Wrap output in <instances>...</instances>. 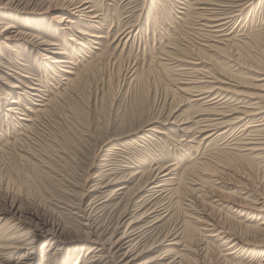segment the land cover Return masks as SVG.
<instances>
[{"label":"rangeland","instance_id":"obj_1","mask_svg":"<svg viewBox=\"0 0 264 264\" xmlns=\"http://www.w3.org/2000/svg\"><path fill=\"white\" fill-rule=\"evenodd\" d=\"M83 1L98 18L67 17L69 0H0V209L16 219L0 226V264H264V0ZM74 25L106 36L85 52ZM12 26L36 36L5 39ZM210 41L226 53L189 52ZM56 50L75 71L89 64L75 83ZM202 86L215 91L195 96ZM38 102L46 111L23 126ZM191 157L219 173L185 171Z\"/></svg>","mask_w":264,"mask_h":264},{"label":"bare ground","instance_id":"obj_2","mask_svg":"<svg viewBox=\"0 0 264 264\" xmlns=\"http://www.w3.org/2000/svg\"><path fill=\"white\" fill-rule=\"evenodd\" d=\"M87 1H83V2H80L81 4H77V2H76V0H69V6H72L71 8H67V14H69V16H67V17H71V16H73V18H80V17H87V19H89V21H91L92 19L91 18H98L99 17V15H96V14H89L88 13V11H86V8L87 7H83V4L84 3H86ZM194 3V2H193ZM197 3V2H196ZM233 6V5H232ZM203 8H205V7H203ZM200 9H202V8H200ZM222 9V8H221ZM233 9V8H232ZM202 11H203V9H202ZM201 11V12H202ZM230 11V10H229ZM203 14V13H202ZM212 14V13H211ZM192 15V14H191ZM226 15V14H225ZM223 16V15H222ZM230 16V15H229ZM214 17V16H213ZM235 17V16H234ZM62 18H64V17H62ZM98 20V19H97ZM216 19H213V18H209V16H208V18H206L205 19V26H207L206 28H208V27H212V28H218V26H220L222 23L220 22V23H218V24H215L214 25V23H213V25H210L211 23H212V21H215ZM229 20V19H228ZM66 21H68V22H71L69 19H67L66 18ZM100 26H102L103 27V23H105V22H102L101 20H98V21H96ZM71 23H73V21L71 22ZM91 24H93V22H90ZM89 24V23H88ZM91 24H89V25H91ZM224 25V24H223ZM93 26H95V25H93ZM185 26V25H184ZM220 27H222V26H220ZM6 28H10V27H5V29ZM11 28H16V26H12ZM197 28V27H196ZM205 28V29H206ZM73 29H75V31L76 30H78L79 31V33H81L83 36H85V37H83V38H85V39H81V40H75V43L77 44V45H79L80 47H82V49L86 52L87 51V49H88V52H89V50H90V43L91 42H93L94 43V41H96V39H99V38H101V37H103L104 35L98 30H95V31H93V30H91V31H88V30H86L85 28H80V27H77V26H73ZM204 29V28H203ZM221 29V28H220ZM191 30V29H190ZM210 30V29H209ZM104 31V30H103ZM102 31V32H103ZM212 31L214 32V31H219V30H211L210 32L212 33ZM223 31V30H222ZM235 31V30H234ZM11 32V34L10 35H7V37H5V39H10V38H13L14 36H20V38H23V39H25L26 37H27V41H28V38L29 37H35L36 35H31V34H29L28 32H23L22 30H19V28L17 27L15 30H12V31H10ZM121 32L122 33H119V36L120 35H122V34H124V31H122V29H121ZM210 32H207V33H210ZM206 33V32H205ZM218 33V32H217ZM228 33V32H227ZM129 34V33H128ZM214 34V33H213ZM216 34V33H215ZM214 34V35H215ZM223 34V33H222ZM226 34V33H225ZM136 35V34H135ZM208 35V34H207ZM213 35V36H214ZM217 35V34H216ZM219 35H221L220 34V32H219V34H218V36ZM224 35V34H223ZM106 36V35H105ZM209 36H212V35H209ZM233 37V36H232ZM213 38V37H212ZM217 38V37H216ZM231 38V37H230ZM40 40H34V42L37 44V45H50V44H52V43H50V42H48V41H46V40H44L43 38H39ZM202 39V38H201ZM205 39V38H204ZM199 40V39H198ZM209 40H211V39H209ZM214 40V39H213ZM31 42L33 41V40H30ZM200 41V40H199ZM198 41V42H199ZM227 41V40H226ZM230 41V40H229ZM229 41H228V43H229ZM234 41V40H233ZM23 42V41H22ZM87 42H89V45L90 46H87ZM212 41H210V42H206V43H203V42H201L202 44H203V46H201L200 48L198 47V48H196L195 50H189V52L190 51H192L193 52V54L194 53H196L197 55H200L202 58H209L210 60L211 59H213L211 56H212V54L211 53H223V52H225L226 53V46L227 45H223V46H220V45H215L214 43L216 42H214V43H211ZM218 42V41H217ZM221 42V41H220ZM200 43V42H199ZM222 43V42H221ZM227 43V44H228ZM241 43H243V42H241ZM26 44V43H25ZM223 44H225V43H223ZM234 44V43H233ZM123 45V44H122ZM200 45V44H199ZM235 45V44H234ZM170 46V45H169ZM230 46H232V44L230 45ZM28 47V46H27ZM189 47V46H188ZM190 48V47H189ZM193 48V47H192ZM195 48V47H194ZM187 49V48H186ZM177 50V49H176ZM181 50V49H180ZM57 51H59V50H56L54 53L56 54H63V57L61 58V60H57V59H52V61L53 62H55L56 64H58V68H59V70H62V71H64V72H66V73H69V74H71V76H65L66 77V85H71V84H73V83H75V81H76V79L77 78H79L83 73H84V71H86V70H88V65H86V67H83V68H85V70H82V68H81V70H77V71H75V70H73V66H72V64H73V62H74V60H73V58H72V56H70V54H69V52H67L66 50H62V52H57ZM167 51V50H166ZM170 51L171 50H169V51H167V52H165V54H168L169 55V53H170ZM207 51H209V54H208V52ZM228 51V50H227ZM88 52L87 53H84V54H88ZM172 52V51H171ZM185 52V51H184ZM211 52V53H210ZM204 53H206V55L204 54ZM229 52H227V54H228ZM42 53L41 52H39V56H42L41 55ZM64 54H66L67 56H64ZM171 54H173V55H175L174 53H171ZM189 54V53H188ZM59 55V56H60ZM183 55V54H182ZM214 55V54H213ZM217 55V54H216ZM228 55H230V54H228ZM87 56V55H86ZM177 56V55H176ZM188 56V55H187ZM196 56V55H195ZM199 56V57H200ZM215 56V55H214ZM213 56V57H214ZM227 56V55H226ZM61 57V56H60ZM211 57V58H210ZM228 57H231L232 58V56H228ZM179 58V57H178ZM177 58V59H178ZM193 58V57H192ZM197 59H198V57H196ZM230 58V59H231ZM168 59V58H167ZM200 59V58H199ZM181 60H183V59H181ZM192 60V59H191ZM226 60H228V59H226ZM213 61V60H212ZM186 62V61H185ZM184 62V63H185ZM204 62V61H203ZM222 62V61H221ZM232 62V61H231ZM206 63V62H205ZM62 64V65H61ZM161 64V63H160ZM163 64V63H162ZM193 64H195V63H193V61L192 62H190V63H188L187 62V66L188 67H190L189 65H193ZM208 64V63H207ZM210 65H211V63H209ZM59 65L61 66V67H59ZM184 65V64H183ZM185 65V66H186ZM215 65L217 66V64H216V62H215ZM187 67V68H188ZM192 67V66H191ZM219 67H220V65H219ZM48 68H49V66H48ZM47 68V69H48ZM50 68H51V66H50ZM181 68V67H180ZM194 68V67H193ZM222 69L221 70H223L224 72H226V74H228L227 73V69L226 68H223V67H221ZM90 69V68H89ZM189 69V68H188ZM191 69V68H190ZM195 69V68H194ZM179 70V69H178ZM185 70H187V69H185ZM213 70H216V68L214 69L213 68ZM213 70H211V71H213ZM182 71H183V69H182ZM196 71V70H195ZM195 71H193V72H195ZM198 71V70H197ZM135 72V71H134ZM216 72V71H215ZM258 72V71H257ZM185 73V72H184ZM219 74V73H218ZM63 75V74H62ZM67 75V74H66ZM188 75H189V73H188ZM210 75V74H209ZM212 75V74H211ZM221 75V74H220ZM223 75V74H222ZM221 75V76H222ZM23 76H25V77H28V75H23ZM168 76V75H167ZM204 76V75H203ZM208 76V75H207ZM213 76V75H212ZM224 76V75H223ZM209 77H211V76H209ZM61 78V77H60ZM195 78H196V76H195ZM65 79V78H64ZM187 79V78H186ZM200 79V78H199ZM198 79V80H199ZM202 79V78H201ZM205 80H206V78H204ZM217 79V78H216ZM63 80V79H62ZM197 80V81H198ZM196 81V80H195ZM195 81H194V79L192 80V79H190L189 81H187L191 86L193 85V83H195ZM210 81H213V79L212 80H210ZM218 81H219V79H218ZM221 81V80H220ZM199 82H200V80H199ZM198 82V83H199ZM206 83H207V81H205ZM30 83V82H29ZM33 83V82H32ZM180 83V82H179ZM186 83V82H185ZM184 83V84H185ZM187 83V84H188ZM204 83V82H203ZM224 83H226L227 84V82H224ZM36 83H34V85H35ZM59 84V83H58ZM201 84V83H200ZM229 84V83H228ZM197 85V84H196ZM210 85V84H209ZM18 85H16V84H13L12 85V87H17ZM26 86V88H30V89H34L35 91H38V89L35 87V86H32V85H25ZM182 86V85H181ZM180 86V87H181ZM178 87V86H177ZM184 88H187V87H185V86H183ZM190 87V86H189ZM197 87V86H196ZM203 87V86H202ZM206 87V86H205ZM205 87H203V88H200V90H197V93L194 91V89L192 90L193 92H195V96H203V95H210V93H212V92H214L215 90L214 89H205ZM228 87V86H227ZM227 87H223V86H217V85H213V88H215V89H218L217 91H220V90H224V91H226V92H229V89L227 88ZM230 87V86H229ZM184 88H182L181 87V90L182 89H184ZM199 88V87H198ZM191 89V88H190ZM203 91H202V90ZM173 90V89H172ZM186 90H189L188 88L186 89ZM196 90V89H195ZM230 90H232V89H230ZM234 90V89H233ZM233 90H232V92H233ZM183 91V90H182ZM224 91H222V92H224ZM235 91V90H234ZM239 91V90H238ZM185 92V91H184ZM188 92V91H187ZM190 92V91H189ZM221 92V91H220ZM231 92V93H232ZM240 92V91H239ZM26 90H24V92L22 93V95L24 96H26L27 98H28V95H26ZM219 93V92H218ZM234 93V92H233ZM241 93V92H240ZM187 94V93H186ZM189 94V93H188ZM215 94V93H214ZM236 94V93H235ZM237 94H239V93H237ZM32 95L33 96H38V94H35V92H32ZM190 95H194V94H191L190 93ZM212 95V94H211ZM222 95V94H221ZM231 95V94H230ZM217 96V95H216ZM226 96V95H225ZM232 96V95H231ZM44 98V97H43ZM203 98V97H202ZM35 100H37V99H35ZM193 100V99H192ZM201 100H205L204 98L203 99H201ZM206 100H207V98H206ZM221 100V99H220ZM39 101H43V99L42 100H39ZM49 101V100H48ZM195 101V100H194ZM213 101V100H212ZM222 101V100H221ZM11 102H16V101H13V99H11ZM203 102V101H202ZM200 103H201V101H200ZM203 103H205V102H203ZM216 101H213V102H208L207 101V103L205 104V108L206 107H210L211 109H213V110H215L216 109ZM254 103V102H253ZM262 103V102H261ZM35 104H37V106H39L37 109L36 108H29V107H27L26 109L27 110H29L31 113L29 114V115H26V116H21V119L23 120V122H26L25 124H23V126H25V127H28L29 126V122L30 121H32V123H33V121L38 117V115L39 114H42V112H44V111H46L45 110V106L47 105L45 102H38V103H35ZM219 104V103H218ZM223 104V103H222ZM225 104H227V103H225ZM264 104V103H263ZM228 105V104H227ZM247 105V104H246ZM243 106V105H242ZM241 106V107H242ZM198 107H199V104H198ZM197 107V108H198ZM203 106L201 105V107H199V109L200 108H202ZM225 107V106H224ZM262 108L263 106H261V105H259V106H253V107H251L250 106V108H254V109H252V110H255L256 108ZM14 108H16L15 106H13V105H10V106H8L7 107V110H13V111H15L14 110ZM235 109H237L236 107H234ZM220 109V108H219ZM229 109V108H228ZM235 109H233L234 111V113H232L231 112V114H237L238 113V111L236 112L235 111ZM264 109V108H263ZM262 109V110H263ZM241 110V109H240ZM239 110V111H240ZM252 110H250V111H252ZM259 110V109H258ZM18 111V110H17ZM202 111V110H201ZM227 111V110H226ZM256 111H257V109H256ZM261 111V110H260ZM12 112V111H11ZM16 112V111H15ZM203 113L204 112H208L209 113V115L210 114H215V115H217L218 114V112L216 113V112H213V111H202ZM213 112V113H212ZM221 113V112H220ZM241 113H243V111L242 112H240V115H241ZM260 113V112H259ZM262 113V112H261ZM21 114V113H20ZM26 113H23L22 115H25ZM228 114H230V112L228 113ZM244 116H250V115H254V114H256L255 112H249V111H246V112H244ZM226 115V114H225ZM250 116L249 118H254V116ZM257 115V114H256ZM42 117V116H41ZM239 118H241V117H238V116H235L233 119H239ZM243 118V117H242ZM246 118V117H245ZM215 119V118H214ZM220 119V118H219ZM218 119V120H219ZM241 120V119H240ZM212 121V120H211ZM173 122H175V121H173ZM212 122H214V121H212ZM222 123V122H221ZM229 123V122H228ZM231 123V122H230ZM263 123V122H262ZM211 123H209L208 125H210ZM219 124L220 123H215V124H213V129L214 130H217V128L219 127ZM226 124H227V122H226ZM259 124V123H258ZM257 124V125H258ZM207 124H206V126H208ZM212 125V124H211ZM210 125V126H211ZM223 125V124H222ZM225 125V124H224ZM260 125H262V124H260ZM254 126H256V124H253V123H251V124H249V125H247V127L245 128V129H248V128H251V127H254ZM205 127V126H204ZM25 130V129H24ZM196 130V129H195ZM207 130H208V128H207ZM161 131V130H160ZM196 131H199V130H196ZM205 131H206V129H205ZM202 132V131H201ZM200 132V133H201ZM252 132V131H251ZM220 134V133H219ZM208 138V137H207ZM245 139V138H244ZM251 139V138H250ZM253 139V138H252ZM249 142V141H248ZM234 144V143H233ZM244 144V143H243ZM246 144V143H245ZM257 145V144H256ZM256 145H250V144H248V146H247V149H251V150H256L257 148H255L256 147ZM241 146V145H240ZM263 149H264V147H263ZM241 150V149H240ZM226 153V152H225ZM227 153H228V151H227ZM241 153V152H240ZM250 153V152H249ZM249 153H248V155H249ZM242 154V153H241ZM256 154V153H255ZM203 155V154H202ZM245 156V155H244ZM257 157V156H256ZM205 158V157H204ZM190 159H192L193 161H191L190 162V164L188 165V167L186 168V170L185 171H188V170H191V171H194L198 176L201 174L202 175V173H205L206 174V172L207 173H216L217 172V169L216 168H214L211 164H209L208 162H207V160H198V159H194V157H191ZM239 159V158H238ZM252 159V158H251ZM231 161V160H230ZM250 161V160H249ZM212 163V162H211ZM220 166H221V164H219ZM210 168H212V169H210ZM165 170V169H164ZM221 170V169H220ZM223 171V170H222ZM221 171V172H222ZM165 172V171H164ZM189 172V171H188ZM163 173V172H162ZM158 174L157 176H156V178L153 180V181H151V183H156V182H158V180H160L161 178H164L166 175H167V173L166 174ZM172 173V172H171ZM217 173H219V170H218V172ZM216 173V174H217ZM225 173V172H224ZM195 174V175H196ZM200 175V176H201ZM212 175V174H211ZM211 175H209L208 174V176H211ZM203 176V175H202ZM205 176V175H204ZM218 176V175H217ZM216 175H215V178L217 177ZM223 176V175H222ZM153 177V176H152ZM155 177V176H154ZM206 177V176H205ZM166 178V177H165ZM169 178V177H168ZM212 178V177H211ZM219 178V177H218ZM220 178H221V176H220ZM158 179V180H157ZM217 179V178H216ZM216 179H215V181H216ZM176 182H175V185H174V187L171 189V191L173 192H176L177 190H178V188L180 187V179L179 178H176ZM192 180V179H191ZM198 180V179H197ZM210 180H212V179H210ZM148 181V180H147ZM161 181H164L163 179L161 180ZM160 181V182H161ZM168 181V180H167ZM201 181V183L203 184V183H205L206 184V182H204V180H200ZM218 181H219V179H218ZM149 182V181H148ZM197 182V181H196ZM195 182V183H196ZM212 182H214V180H212ZM167 183V182H166ZM181 183H182V181H181ZM199 182H197V184H198ZM218 183V182H217ZM157 184V183H156ZM169 184V183H168ZM173 184V183H172ZM204 184V185H205ZM167 185V184H166ZM201 185V184H200ZM204 185H203V187H204ZM213 185V184H212ZM149 186H151V185H149ZM148 186V187H149ZM157 186V185H156ZM158 186H160V185H158ZM202 186V185H201ZM209 186H211L210 184H209ZM147 187V186H146ZM161 187V186H160ZM170 187V186H169ZM168 187V188H169ZM198 187H200V186H198ZM206 187H207V185H206ZM205 187V188H206ZM123 188V187H122ZM159 188V187H158ZM163 188V187H162ZM202 188V187H201ZM145 189V188H144ZM143 189V190H144ZM151 189V188H150ZM203 189V188H202ZM146 190V189H145ZM192 190V189H191ZM212 190V189H211ZM148 191V190H147ZM150 191V190H149ZM158 191V190H157ZM210 191V190H209ZM138 192V191H137ZM194 192V191H193ZM213 192H214V190H213ZM216 192V191H215ZM157 193V192H156ZM162 193V192H161ZM219 193V192H218ZM163 194V193H162ZM161 194V195H162ZM211 194V193H210ZM216 194V193H215ZM160 195V194H159ZM158 195V196H159ZM214 195V194H213ZM208 196V195H207ZM221 196V195H220ZM219 197V196H218ZM223 197V196H222ZM228 197V196H227ZM157 198V197H156ZM220 198V197H219ZM158 200H159V198H158ZM229 200V199H228ZM157 201V200H156ZM215 202H216V200H215ZM231 203V202H230ZM236 203V202H235ZM239 203H241V200L239 201ZM263 203V202H262ZM238 204V203H237ZM261 204V203H260ZM1 205V204H0ZM239 205V204H238ZM241 205H242V203H241ZM9 206V205H8ZM164 206V205H163ZM243 206H245L244 204H243ZM264 206V205H263ZM235 207H236V205H235ZM239 207V206H238ZM4 208V207H3ZM14 208V206L11 204V208L10 209H13ZM231 208V207H230ZM237 208V207H236ZM248 208V207H247ZM254 208V207H253ZM160 209H161V207H160ZM159 209V210H160ZM234 209V208H233ZM240 209V208H239ZM244 209V208H243ZM259 209V208H258ZM260 209H261V207H260ZM154 210V209H153ZM156 210V209H155ZM157 210H158V208H157ZM156 210V211H157ZM242 210V209H241ZM257 210V209H256ZM161 211V210H160ZM11 212V210H5V209H0V226L2 225H5V224H7V226H8V224L10 225V223L11 222H14V220H16L15 218L10 222L8 219L9 218H6V216L9 214ZM262 212V211H261ZM150 213V212H149ZM161 213V212H160ZM212 213V212H211ZM246 213H248V212H246ZM154 214V213H153ZM159 214V213H158ZM163 214V213H162ZM152 215V214H151ZM10 216V215H9ZM15 216V215H14ZM147 216V215H146ZM157 216V215H156ZM150 217V216H149ZM19 218V217H18ZM20 219V218H19ZM18 219V220H19ZM212 219V218H211ZM136 220V219H135ZM2 221H4V223H1ZM131 221H133V220H131ZM139 221V220H138ZM203 221V220H202ZM210 223V222H209ZM264 223V222H263ZM14 224V223H13ZM261 224H262V222H261ZM134 225V224H133ZM136 225V224H135ZM6 226V225H5ZM148 226V225H147ZM134 227V226H133ZM219 227V226H218ZM17 228V227H16ZM147 228V227H146ZM15 229V228H14ZM253 229V228H252ZM50 230V229H49ZM49 230H47L46 229V232H48ZM19 231V230H18ZM218 231V230H217ZM2 232V231H1ZM128 232V231H127ZM123 233H124V231H123ZM139 233V232H138ZM225 233V232H224ZM128 234V233H127ZM11 235V234H10ZM124 235V238H125V235H126V233L125 234H123ZM212 235V234H211ZM214 235V234H213ZM13 236V235H12ZM10 237V236H9ZM18 237V236H17ZM20 237V236H19ZM127 237V236H126ZM241 237V236H240ZM13 238V237H12ZM232 239V238H231ZM230 239V240H231ZM115 241H113V243H114V245H115V248H116V246H118L119 245V243L121 242V244H123L122 243V237H120L119 236V238L116 240V239H114ZM125 241V240H124ZM129 241H126V243H128ZM136 242V241H135ZM134 242V243H135ZM8 243V242H7ZM101 243V242H100ZM125 243V242H124ZM245 243V242H244ZM10 244V243H9ZM233 244V243H232ZM100 245V244H99ZM133 245V244H132ZM96 246V245H95ZM94 246V247H95ZM123 246V245H122ZM126 246V245H125ZM98 247V246H97ZM109 247H111V246H109ZM135 247V246H134ZM16 248V247H15ZM102 248H104V247H102ZM113 248V247H112ZM118 248V247H117ZM122 248H124V247H121V245H120V249H122ZM9 249V248H8ZM97 249V248H96ZM131 249V251H132V248H130ZM90 250V249H89ZM115 251V250H114ZM105 252V251H104ZM109 252V251H108ZM112 252V251H111ZM127 252V251H126ZM125 252V253H126ZM233 252V251H232ZM106 253H107V251H106ZM118 253V252H117ZM124 253V254H125ZM130 253V252H129ZM128 253V254H129ZM231 253V252H230ZM88 254V253H87ZM112 255H113V253H112ZM100 256V255H99ZM105 256V255H104ZM97 257V256H96ZM122 257H124V256H122ZM121 257V258H122ZM136 257V256H135ZM99 258V257H98ZM132 258V260H133V257H131ZM136 259V258H135ZM93 261V260H92ZM119 261H120V259H119ZM128 261V260H127ZM135 261V260H134ZM124 262V261H123ZM131 262V261H130ZM149 262H153V259L150 261H144V262H142V263H138V264H148ZM77 263V262H76ZM110 263V262H109ZM125 263H127V262H125ZM105 264V263H104ZM107 264V263H106ZM111 264V263H110Z\"/></svg>","mask_w":264,"mask_h":264}]
</instances>
